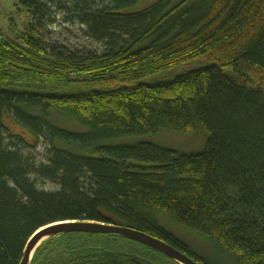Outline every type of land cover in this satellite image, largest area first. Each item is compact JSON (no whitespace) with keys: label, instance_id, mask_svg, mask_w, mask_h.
Masks as SVG:
<instances>
[{"label":"trees","instance_id":"obj_1","mask_svg":"<svg viewBox=\"0 0 264 264\" xmlns=\"http://www.w3.org/2000/svg\"><path fill=\"white\" fill-rule=\"evenodd\" d=\"M140 1L20 0L28 30L0 28V264H21L34 234L68 221L130 228L208 264L159 214L213 243L222 264H264V0H160L131 12ZM57 10L106 51H48L42 34ZM59 114L74 125L57 126ZM6 116L48 146L47 163L6 138ZM198 126L208 138L196 154L127 143ZM33 177L60 189L40 191ZM31 264L179 263L121 236L69 232Z\"/></svg>","mask_w":264,"mask_h":264},{"label":"rangeland","instance_id":"obj_2","mask_svg":"<svg viewBox=\"0 0 264 264\" xmlns=\"http://www.w3.org/2000/svg\"><path fill=\"white\" fill-rule=\"evenodd\" d=\"M159 1L142 0L130 9V11H142ZM54 15H56L53 17V19L55 18V22L50 24L42 34L43 45L48 51L56 52V54L67 57L71 55L87 56L89 54H102L106 51L105 44L96 41L90 35L88 28L76 21L74 16L68 15L63 11H58ZM30 22V16L20 6V0H0V28L6 35L11 30H15L17 33L26 32ZM181 73H183L182 69L169 73L166 78L170 80ZM55 120L56 125L59 127L66 128V126L74 125L71 118L64 117L62 114L55 116ZM3 123L6 129L10 131H6L5 136L7 139H9L10 134L23 138L28 144L35 146L34 148H28L27 152L36 158L38 163H47L49 148L46 144L42 141L35 144L34 136L28 130L19 126L11 117H4ZM85 130L84 127L80 126L75 131L85 132ZM207 138L208 133L201 126H198L192 133L160 131L154 135L147 134L139 138L130 139L127 143L150 142L182 154H196L205 149ZM33 180L36 183L37 189L40 191L56 192L60 189L57 184L47 180L37 179L36 177H33ZM158 223L162 228L187 244L192 253L204 259L208 264H222L223 259L220 258V255L214 248L215 246L209 240L177 225L165 214H159ZM50 238L52 237L47 236L39 246L47 242ZM186 254L188 253L186 252Z\"/></svg>","mask_w":264,"mask_h":264},{"label":"water","instance_id":"obj_3","mask_svg":"<svg viewBox=\"0 0 264 264\" xmlns=\"http://www.w3.org/2000/svg\"><path fill=\"white\" fill-rule=\"evenodd\" d=\"M69 232L121 236L141 243L145 246H148L175 260L179 264H199L187 254L179 251L175 247L167 244L166 242L158 238L152 237L146 233L115 225L78 221H68L53 224L43 228V230L34 234V236H32L26 246L21 264H31V253L33 251V248L44 236L53 237L55 235Z\"/></svg>","mask_w":264,"mask_h":264},{"label":"bare ground","instance_id":"obj_4","mask_svg":"<svg viewBox=\"0 0 264 264\" xmlns=\"http://www.w3.org/2000/svg\"><path fill=\"white\" fill-rule=\"evenodd\" d=\"M43 230V229H42ZM41 231V230H40ZM39 231V232H40ZM47 236H44L37 244H36V246L33 248V251H32V253H31V260H32V258H33V255H34V253H35V251H36V249H37V247L39 246V244L46 238Z\"/></svg>","mask_w":264,"mask_h":264}]
</instances>
